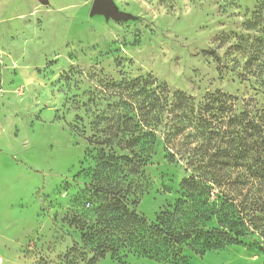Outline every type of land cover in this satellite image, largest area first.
I'll return each mask as SVG.
<instances>
[{
  "label": "rangeland",
  "instance_id": "rangeland-1",
  "mask_svg": "<svg viewBox=\"0 0 264 264\" xmlns=\"http://www.w3.org/2000/svg\"><path fill=\"white\" fill-rule=\"evenodd\" d=\"M113 2L130 18L0 0V264H88L107 237L130 244V227L105 223L115 199L146 230L178 202L193 218L191 177L209 201L264 203V0ZM263 245L254 233L182 257L264 264ZM118 257L97 264H168L128 245Z\"/></svg>",
  "mask_w": 264,
  "mask_h": 264
},
{
  "label": "trees",
  "instance_id": "trees-1",
  "mask_svg": "<svg viewBox=\"0 0 264 264\" xmlns=\"http://www.w3.org/2000/svg\"><path fill=\"white\" fill-rule=\"evenodd\" d=\"M214 56V52H207ZM179 108L186 107L188 99L183 94L177 93ZM218 95L216 98L224 97ZM256 129V127L251 128ZM184 196L190 203V208L196 207L195 217L192 218L189 209H183L181 202L174 209L160 213L156 218V224L145 229L147 222L140 218L135 212H130L124 204L123 199H115L107 211L111 213L110 219H105L107 227L116 224L114 229L119 231L130 227V244L123 241H109L108 237L99 241L93 247V256L88 264H97L105 257L107 251L118 258L121 247L126 245L134 247L138 253L149 259L159 260L168 264H185L182 257V248L186 245L197 255H204L208 251L224 250L227 247L242 245L243 240L254 233L264 237V203H249L246 198L237 201L234 197H225L220 201H209L206 196L207 187L191 177L182 182ZM234 190H239L242 185L234 183ZM186 201V202H187ZM188 214V216L186 215ZM213 218L217 221V227L207 228L205 222ZM106 227V228H107ZM93 228H88L87 231ZM146 231V236L142 232ZM92 234L84 233L82 239L91 242ZM264 248V245L263 247Z\"/></svg>",
  "mask_w": 264,
  "mask_h": 264
},
{
  "label": "water",
  "instance_id": "water-1",
  "mask_svg": "<svg viewBox=\"0 0 264 264\" xmlns=\"http://www.w3.org/2000/svg\"><path fill=\"white\" fill-rule=\"evenodd\" d=\"M39 1L42 3H47L48 0ZM90 15H102L106 19L113 20H125L130 18L128 14L118 11V8L113 0H93Z\"/></svg>",
  "mask_w": 264,
  "mask_h": 264
},
{
  "label": "built area",
  "instance_id": "built-area-1",
  "mask_svg": "<svg viewBox=\"0 0 264 264\" xmlns=\"http://www.w3.org/2000/svg\"><path fill=\"white\" fill-rule=\"evenodd\" d=\"M3 93V87L2 85L0 84V95ZM0 261H2V259H0Z\"/></svg>",
  "mask_w": 264,
  "mask_h": 264
}]
</instances>
